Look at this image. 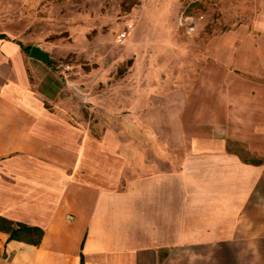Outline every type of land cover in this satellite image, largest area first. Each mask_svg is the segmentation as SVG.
Listing matches in <instances>:
<instances>
[{
	"label": "crops",
	"instance_id": "0c3cea01",
	"mask_svg": "<svg viewBox=\"0 0 264 264\" xmlns=\"http://www.w3.org/2000/svg\"><path fill=\"white\" fill-rule=\"evenodd\" d=\"M142 1L97 136L32 85L48 65L25 50L23 0H0V217L43 231L0 230V264H264V0L217 31L178 23L183 0Z\"/></svg>",
	"mask_w": 264,
	"mask_h": 264
},
{
	"label": "rangeland",
	"instance_id": "374dc122",
	"mask_svg": "<svg viewBox=\"0 0 264 264\" xmlns=\"http://www.w3.org/2000/svg\"><path fill=\"white\" fill-rule=\"evenodd\" d=\"M142 0H23L24 41L37 45L49 55L46 68L33 70L37 89L54 87L59 102L86 120L101 121L100 126L88 127L99 134L109 127L114 111V91L125 90L127 73L133 62L131 39L135 22L132 9L142 7ZM240 0L180 1L178 23L195 20L222 29L225 23H235ZM15 0H5L7 8H19ZM159 7V1H145ZM9 19L14 16L8 15ZM188 19H191L188 21ZM127 25H132L127 29ZM190 28V26H189ZM126 31L122 41L117 35ZM144 55V54H143ZM147 57H151L146 52ZM42 79V80H41ZM114 114V112H113Z\"/></svg>",
	"mask_w": 264,
	"mask_h": 264
},
{
	"label": "trees",
	"instance_id": "16d2710c",
	"mask_svg": "<svg viewBox=\"0 0 264 264\" xmlns=\"http://www.w3.org/2000/svg\"><path fill=\"white\" fill-rule=\"evenodd\" d=\"M26 51L29 48H25ZM0 230L8 232L11 239L21 240L31 244H38L42 238L43 231L38 227H30L20 223H12L0 217Z\"/></svg>",
	"mask_w": 264,
	"mask_h": 264
},
{
	"label": "water",
	"instance_id": "95a60500",
	"mask_svg": "<svg viewBox=\"0 0 264 264\" xmlns=\"http://www.w3.org/2000/svg\"><path fill=\"white\" fill-rule=\"evenodd\" d=\"M29 57L39 60L46 65H49V55L46 51L42 50L39 46H32L29 49Z\"/></svg>",
	"mask_w": 264,
	"mask_h": 264
},
{
	"label": "built area",
	"instance_id": "2783aa9c",
	"mask_svg": "<svg viewBox=\"0 0 264 264\" xmlns=\"http://www.w3.org/2000/svg\"><path fill=\"white\" fill-rule=\"evenodd\" d=\"M132 28V25H127V29L129 30V29H131ZM126 31H124V30H122L118 35H117V40L118 41H122L124 38H125V36H126Z\"/></svg>",
	"mask_w": 264,
	"mask_h": 264
}]
</instances>
